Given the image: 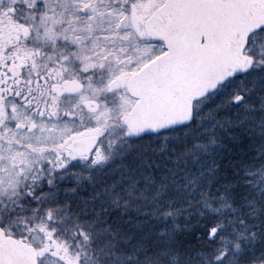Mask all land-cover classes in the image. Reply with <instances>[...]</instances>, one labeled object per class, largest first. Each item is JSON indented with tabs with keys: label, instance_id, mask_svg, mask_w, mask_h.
<instances>
[{
	"label": "snow or ice",
	"instance_id": "1",
	"mask_svg": "<svg viewBox=\"0 0 264 264\" xmlns=\"http://www.w3.org/2000/svg\"><path fill=\"white\" fill-rule=\"evenodd\" d=\"M0 264H264V0H0Z\"/></svg>",
	"mask_w": 264,
	"mask_h": 264
}]
</instances>
